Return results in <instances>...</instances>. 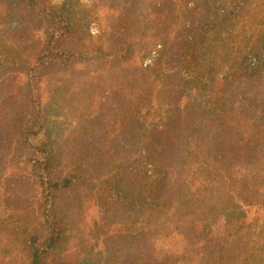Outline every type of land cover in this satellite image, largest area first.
Masks as SVG:
<instances>
[{
	"label": "trees",
	"instance_id": "obj_1",
	"mask_svg": "<svg viewBox=\"0 0 264 264\" xmlns=\"http://www.w3.org/2000/svg\"><path fill=\"white\" fill-rule=\"evenodd\" d=\"M79 1L48 0L47 7L43 0H0V264H68L65 251L71 242L77 250L86 231L93 245L70 264H183L180 255L157 249L154 221L163 216L172 224V216L187 218L191 208L197 221L191 224L199 223L206 193L220 198L221 218L200 223L201 237L191 239L209 251V264H264L254 195L264 193V151L256 187L242 167L245 156L231 165L236 173H221L220 192L207 169L221 149L220 133L211 137L209 124L221 126L228 99L264 81V0H184L182 7L172 0H117L119 52H132L136 36L142 38L150 71L130 75L128 63L119 66L99 102L91 87L59 84L49 96L53 107L38 105L37 82L59 55L63 36L83 58L106 49L105 40L96 50L85 39L84 18L73 12ZM21 72L35 89L24 103L14 88ZM155 92L164 98L157 113ZM63 104L81 125L54 124ZM249 120L253 150L264 145V113L254 111ZM97 143L100 157L85 169L80 148ZM180 151L175 175L172 154Z\"/></svg>",
	"mask_w": 264,
	"mask_h": 264
},
{
	"label": "rangeland",
	"instance_id": "obj_2",
	"mask_svg": "<svg viewBox=\"0 0 264 264\" xmlns=\"http://www.w3.org/2000/svg\"><path fill=\"white\" fill-rule=\"evenodd\" d=\"M183 1L184 0H172L170 5L182 7ZM42 6L50 7L48 0H43ZM120 6V4H117V0H80L78 5L74 6L73 12L76 17H81V19L84 18L85 39L94 47L99 45L102 40H105L107 44L106 49L101 50V47H95L96 50L100 49L101 52H96L95 54L83 58L69 43L70 37L68 35L63 36L60 39L59 55L49 66L46 76L43 77L44 75H42L41 77L43 78L38 80L37 91H35L32 84L27 82L24 72L19 74L14 82V88L16 91H23L19 93L20 101L24 103L28 100L27 93L29 89L32 88L36 93L35 98L39 102L38 105H46V107L51 108L53 107L49 98L51 89L59 84H69L74 89H83L84 87L93 88L95 102H99L98 97H100L101 93L104 94L103 91L106 86L108 84H113L119 66L128 63V73L130 75H135L134 71L141 72L146 69L149 70V61H146L149 46L145 44L142 38L136 36L134 39L135 43L131 45L133 47L132 52H119L121 35L116 31L114 19L117 16ZM31 27L34 29L33 24ZM98 30H101L99 37L95 42L91 41L90 32L96 34ZM171 33L172 37L170 38V43H173L176 38L175 31L173 30ZM3 37H5V35ZM124 68L125 67L121 69L124 70ZM243 92L244 95L241 97L236 95L231 97L230 100L228 99L226 116L221 126L215 125L214 123L209 124L211 137L212 132L220 133L221 149L220 153H216V159L213 158L208 160L210 168L207 169L212 173L213 180L218 182L217 179H220V175L223 171L228 174L227 178L230 177L232 173H236L238 168H236L234 172V169L230 170L231 165H233L236 160L242 162V158L245 156L246 161L241 163L242 167L245 169L246 174L247 171H250L248 177L253 181V187H256L257 177L261 170V167L259 169V165L262 163L264 145L261 142H257L253 146L254 149L250 150L247 141V133L252 112L264 113V81L260 84L259 82H250L249 86L246 87ZM160 97L161 95L158 96L156 92L153 94L155 108L153 111L156 110V113L163 108V106H159V104H164V98ZM59 113L61 117L59 121L54 124L60 126L62 129L71 130L82 124L77 117L70 113L68 105L63 104V106L59 108ZM23 114V117L26 118L27 113L23 111ZM87 123L89 122L83 121V124ZM15 131L18 134L21 128H16ZM101 133L102 130L99 129L98 134L100 135ZM113 135L114 134H112V137ZM104 137L107 139L105 135ZM92 148H80V152L86 154L87 165L85 169H89L100 157L101 151L98 143L95 145L92 144ZM182 151L178 154H172L175 164H171L174 166L172 169L175 175L180 174V168H176V166H179L181 163L179 160L182 158ZM239 154L241 155L240 157H238ZM9 157L10 154L3 162L8 161ZM236 166L238 167V163ZM100 168L103 169L104 166L99 164V169ZM239 169H241V165ZM222 177L221 180L224 179V174H222ZM218 183H220V192L225 187L224 184H222L224 180ZM262 189L264 190L263 187ZM254 195L257 198L255 203L259 211V213L256 214V223L258 226L264 227V193L257 191ZM218 199L220 198L212 197L209 193L203 196L204 204L200 203V205L204 208V218L199 220V223L191 224V222H197L191 221V208L187 209V218L181 213H176L175 216H172V224H167V222L163 221L165 219L163 216L160 221H154V225L159 226L157 233H161V235L158 236L157 249L164 246L165 249H168L170 252V257H172L174 253L180 255L184 259L183 264H209L207 259L211 257L209 251L201 246L202 243L200 244V241L191 239V235H193V237L194 235L198 238L201 237L200 234L202 230H204L205 225L200 223L207 222L211 224L213 221L221 218L223 206ZM87 214L92 217L95 215V210H90ZM32 221V219H29L26 223L30 225ZM90 233L89 231L85 232L77 250H74L76 244L74 242L70 243L64 256H61L68 264L76 263V261H80L85 257L87 251L93 245L92 240L88 237Z\"/></svg>",
	"mask_w": 264,
	"mask_h": 264
},
{
	"label": "bare ground",
	"instance_id": "obj_3",
	"mask_svg": "<svg viewBox=\"0 0 264 264\" xmlns=\"http://www.w3.org/2000/svg\"><path fill=\"white\" fill-rule=\"evenodd\" d=\"M100 33H101V30L96 31V34L93 32H90L91 41L95 42L97 38L99 37Z\"/></svg>",
	"mask_w": 264,
	"mask_h": 264
}]
</instances>
